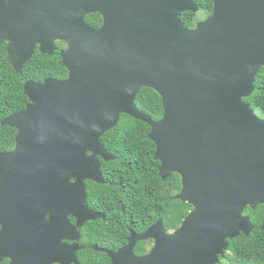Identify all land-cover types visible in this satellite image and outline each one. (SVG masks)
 <instances>
[{"label":"water","instance_id":"obj_1","mask_svg":"<svg viewBox=\"0 0 264 264\" xmlns=\"http://www.w3.org/2000/svg\"><path fill=\"white\" fill-rule=\"evenodd\" d=\"M199 9L196 0H0V43L13 68L39 46L59 49L68 70L27 80L30 102L2 121L18 133L12 150H0V259L79 262V245L63 239L102 216L88 206L86 180L105 182L99 156L115 155L101 137L122 114L150 125L160 176L178 173L173 198L193 209L173 232L162 218L133 231L108 250L112 264H217L228 239L252 232L244 211L264 204V118L246 98L264 66V0H214L187 27L181 14ZM95 12L99 28L86 20ZM144 87L162 98L158 120L137 105ZM146 239L153 247L137 255Z\"/></svg>","mask_w":264,"mask_h":264},{"label":"trees","instance_id":"obj_2","mask_svg":"<svg viewBox=\"0 0 264 264\" xmlns=\"http://www.w3.org/2000/svg\"><path fill=\"white\" fill-rule=\"evenodd\" d=\"M196 1L200 6L198 12L185 11L181 14L187 27H195L199 20L213 11L214 0ZM86 20L97 28L103 24V18L98 12L86 15ZM59 44L61 48H66L65 42L60 41ZM6 46L5 42L0 43V150L9 151L15 146L18 130L2 124V121L10 114L24 109L30 102L24 91L25 82L30 79L44 81L47 77L65 78L68 70L63 66L59 50L46 54L37 48L23 69L17 72L10 64ZM246 100L264 118V66L256 76L254 92ZM136 102L154 120L163 116L162 98L153 88H142ZM150 131L148 123L129 114H122L119 123L101 137L105 147L116 158L102 161V171L108 178L105 184H88L90 193L96 195L97 201L105 206L108 215L107 219L100 220L97 232H120L117 219L122 211L120 200L125 190L129 194V198L125 200L128 214L126 223L130 225V221L138 215L142 222L141 230L159 218L163 219L166 230L177 228L193 209L189 202L172 197L182 187L180 175L172 173L167 179L160 176V161L154 158L156 146L149 137ZM244 212L250 215L255 227L249 235L242 233L230 239L229 249L232 253L227 258L240 264H264V204L255 208L248 206ZM128 234L126 227L124 235ZM144 244L141 241L137 250L144 252ZM81 256L80 264H100L96 260L90 262L83 254ZM107 260V264H110L109 258Z\"/></svg>","mask_w":264,"mask_h":264},{"label":"flooded vegetation","instance_id":"obj_3","mask_svg":"<svg viewBox=\"0 0 264 264\" xmlns=\"http://www.w3.org/2000/svg\"><path fill=\"white\" fill-rule=\"evenodd\" d=\"M59 42H60V40L57 41V46L61 49ZM62 42H65L66 48H67V42L66 41H62ZM5 43L7 45V42H5ZM37 48H39V46H36L35 51ZM39 50H40V48H39ZM57 50H59V49H57ZM112 154L115 155L114 153H112ZM115 158H116V155H115ZM115 158H113V159H115ZM99 159L101 161V169H102V161L105 159L103 158V156H99ZM113 159H111V160H113ZM105 161H110V160H105ZM103 175L105 177V182H103V183L97 182L93 179H87L86 180V191H87L88 206L91 210L97 211L102 216H99L95 219L87 220L79 228L80 232L75 231L72 233L73 238L65 237L63 239V242L65 244L79 245V248L76 251V255L78 257L79 262L78 263L71 262L70 264H80L81 263L80 260L82 257L81 254H83L84 258L86 256L90 262H93V260H96V261H99L100 264H107L108 263L107 259L109 258L110 264H112V259L109 256L108 250L109 251L110 250L111 251H117V250L121 249L122 247H124L125 245L128 244L129 237L131 236L133 231L138 233V234H141V233L145 232L148 228H150L153 224H155L158 221V219H157L155 222L150 223L145 229L141 230V227H142L141 218L138 215H136V218H134L130 221L131 222L130 225H127L126 221L128 219V214L126 212V201L125 200H127L129 198L128 197L129 194L126 193V190H125L123 198H121V200H120L121 206H122V211L118 215L119 218L117 219L118 229L121 233L119 232V233L113 234V233H110L109 231L108 232H106V231L97 232V226H99L101 224L100 220L107 219L108 215L105 212V206L97 201V197H96V195L95 196L93 195V192L90 193V190L88 188V184H91V186L97 185V184H105L107 182L108 178H107V176H105L104 172H103ZM177 193H179V192H177ZM68 217H69V219L73 225L78 224V218L75 215L70 214ZM49 219H50V216L47 215L45 220L48 222ZM126 227L128 228V231H129V234L127 236L124 235ZM1 228H2V226L0 224V230H1ZM177 228H173L171 230H166V231L173 232ZM230 239H228L229 246H230ZM141 241H144V243H145L144 245H145L146 249L144 250V252H140V249L137 250V246L139 245V243ZM153 245H154L153 239L140 240V241H138V243L135 246V253L137 255H143V254L149 252L151 250V248L153 247ZM228 252H231L229 247L226 250V254L224 256L220 257V262L217 264H240V263L228 260V258H227ZM11 262H12V259L9 257H4V258L0 259V264H11ZM55 264H61V263H55Z\"/></svg>","mask_w":264,"mask_h":264},{"label":"rangeland","instance_id":"obj_4","mask_svg":"<svg viewBox=\"0 0 264 264\" xmlns=\"http://www.w3.org/2000/svg\"><path fill=\"white\" fill-rule=\"evenodd\" d=\"M56 44H57V42H56ZM226 254V253H225ZM231 254V252H228V255H230ZM238 263V262H237Z\"/></svg>","mask_w":264,"mask_h":264}]
</instances>
